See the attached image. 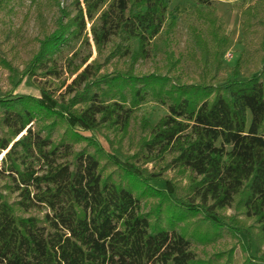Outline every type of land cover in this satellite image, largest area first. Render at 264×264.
Wrapping results in <instances>:
<instances>
[{
	"label": "trees",
	"instance_id": "trees-1",
	"mask_svg": "<svg viewBox=\"0 0 264 264\" xmlns=\"http://www.w3.org/2000/svg\"><path fill=\"white\" fill-rule=\"evenodd\" d=\"M171 1L75 0L77 12L40 41L25 73L41 70L68 36L85 29V18L97 51L114 36L110 55H125L130 47L123 43L135 39L131 57L144 58ZM196 1L206 37L192 30L199 71L191 83L134 75L132 68L101 75L93 61L67 86L73 96L66 102L42 88L37 96L0 97V264H233L234 244L204 258L192 248L225 235L247 253L244 264H264V18L255 5L240 10L242 34L254 37L262 64L256 60L246 79L228 80L218 71L229 38L211 0ZM172 58L168 71L177 63ZM148 92L168 100L169 113L135 153L111 142L105 149L95 135L119 127L122 138L130 112ZM35 121L43 123L44 136L32 131ZM58 125L64 132L53 142ZM142 127L149 128L146 120ZM65 138L84 139L93 150L72 153ZM61 148L70 162L58 161ZM166 153L173 154L166 167L184 175V184L145 166ZM230 208L241 218L226 215ZM32 209L45 211L36 216Z\"/></svg>",
	"mask_w": 264,
	"mask_h": 264
},
{
	"label": "rangeland",
	"instance_id": "rangeland-1",
	"mask_svg": "<svg viewBox=\"0 0 264 264\" xmlns=\"http://www.w3.org/2000/svg\"><path fill=\"white\" fill-rule=\"evenodd\" d=\"M210 2L215 8V15L221 25L222 32L229 38L218 76L228 80L246 79L255 71L253 65L258 59L255 51L257 45L253 36L245 37L242 34L240 10L248 5H255L258 14L264 18V0H211ZM197 6L196 0H172L169 3L161 30L149 40L146 46L147 55L144 58L131 57V53L137 52L138 49L135 39L123 43L128 45L131 51L125 55L119 53L114 56L110 55V47L113 43L118 42L114 36L107 44L103 45L100 52L97 51L89 32L91 22L85 18V29L75 36H68L66 41L59 45L52 59L44 61L43 68L29 76L25 71L38 52L40 41L55 31L59 22L65 23L69 17L74 16L77 12L75 0H0V97L12 92L37 96L39 95L38 89L42 88L52 93L54 98L66 102L73 96V92H67V86L79 71L93 61L99 65L101 75H110L116 69L125 71L132 68L134 75H168L170 79L178 77L182 82L191 83L199 71V67L195 63L199 52L193 42L192 30H198L206 37L204 26L195 14L194 9ZM172 18L176 20L174 25L169 28L167 25ZM97 23L96 25H98ZM170 53L172 59L177 63L172 70L168 71L167 62ZM261 64L262 62H259V65ZM113 100L120 102L117 97H113ZM128 102L129 95L128 101L124 105L126 108L129 106ZM168 105V100L161 102L148 92L145 100L130 112L128 127L122 138L120 133L115 130L119 127L102 129L95 135V138L105 149L111 150L109 146V142H111L114 148H117L119 144L121 152L131 155L140 149L139 143L142 138L149 136L150 128L154 127L161 117L169 113ZM143 120H146L149 128L142 127ZM249 121L250 115H248ZM41 124L43 123L39 121L32 122L31 129L44 136V132L39 130ZM3 131L4 129L0 126V137ZM63 132L64 126L58 125L51 135V140L58 142ZM82 135H87V133L83 132ZM65 143L72 153L78 152L82 148L93 150L84 139L71 142L65 138ZM59 152L58 161H71V156L63 153V148ZM3 154L4 152L0 153V165ZM172 157L173 154L166 153L161 160L154 159L153 162L146 163L145 166L149 170L163 171V174L169 178L177 177L184 184L186 182L184 175H177L176 169L166 167V163ZM40 164L39 161L33 163L34 168L39 172ZM4 182L5 178H0V186ZM10 199L12 201L16 199L15 194ZM44 211V209H32L29 213L41 216ZM239 213L233 208L225 211L226 215H237L238 218H241ZM240 236L245 240L242 234ZM233 244L235 245L233 264H244L247 253L229 235L218 239L211 246L193 245L192 248L199 257L204 258L208 257L214 249L219 250Z\"/></svg>",
	"mask_w": 264,
	"mask_h": 264
}]
</instances>
